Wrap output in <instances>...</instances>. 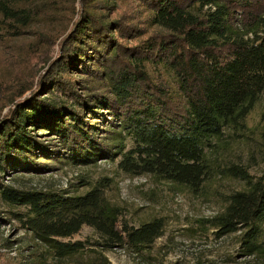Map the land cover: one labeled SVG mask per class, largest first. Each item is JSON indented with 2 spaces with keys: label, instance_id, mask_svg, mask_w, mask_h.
Returning <instances> with one entry per match:
<instances>
[{
  "label": "trees",
  "instance_id": "obj_1",
  "mask_svg": "<svg viewBox=\"0 0 264 264\" xmlns=\"http://www.w3.org/2000/svg\"><path fill=\"white\" fill-rule=\"evenodd\" d=\"M81 1L55 53L0 111V174L111 161L129 176L150 175L199 194L214 173L207 155L214 140L264 92V0H136L147 11L145 28L108 17L107 0ZM40 3L0 0V22L11 37L39 19L46 7ZM139 36L135 45L119 42ZM262 149L258 171L220 170L243 188L225 195L219 212L194 222L217 238L239 232L240 257L264 254ZM79 183L87 186L82 193L0 182L9 219L43 247L36 253L33 246L28 264H52L48 257L112 264L105 252L114 249L146 258L164 219L132 224L105 194L110 178ZM84 227L96 237L76 238Z\"/></svg>",
  "mask_w": 264,
  "mask_h": 264
},
{
  "label": "rangeland",
  "instance_id": "obj_2",
  "mask_svg": "<svg viewBox=\"0 0 264 264\" xmlns=\"http://www.w3.org/2000/svg\"><path fill=\"white\" fill-rule=\"evenodd\" d=\"M81 2L43 0L40 6L44 4L46 7L39 19L18 37H11V29L0 22L2 113L12 105L8 100L15 95L12 93L17 86L27 84L32 79L29 78L44 66L43 61L49 53H55L59 42L78 17ZM104 4V13L108 17L122 19L141 28L147 27V11L136 0H107ZM146 29L150 33L157 30ZM127 38L119 39V42L128 46L144 39L141 36ZM169 80L171 82V77ZM214 142L215 147L207 151L214 173L204 182L199 194L150 175L129 176L111 161H99L89 166L54 162L56 169L53 171L1 173L0 182L23 190L82 193L87 186H79L81 178L92 182L106 176L110 178V186L105 192L107 198L123 208L130 223L137 225L155 217L164 219V233L147 249L146 258L114 249L105 252L112 264H264V254L250 257L238 255L239 232L217 238L212 229H195L194 223L198 218L219 212L224 205V196L243 188V182L220 174V170L230 165H249L251 171H258L264 145V92L239 123L225 128L222 136ZM7 207L0 200V264H28L36 256L33 246L36 253L41 252L43 247L36 246L31 233L21 229L17 221L9 219ZM86 235L96 237L89 227H84L81 234L75 237ZM48 262L57 264L51 257H48ZM61 264L73 263L62 261Z\"/></svg>",
  "mask_w": 264,
  "mask_h": 264
}]
</instances>
